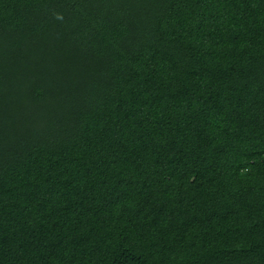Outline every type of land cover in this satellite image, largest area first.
<instances>
[{
  "label": "trees",
  "instance_id": "1",
  "mask_svg": "<svg viewBox=\"0 0 264 264\" xmlns=\"http://www.w3.org/2000/svg\"><path fill=\"white\" fill-rule=\"evenodd\" d=\"M0 264H264V0H0Z\"/></svg>",
  "mask_w": 264,
  "mask_h": 264
}]
</instances>
